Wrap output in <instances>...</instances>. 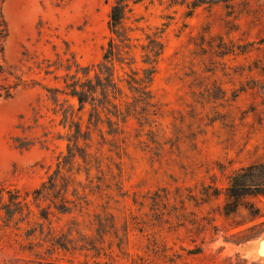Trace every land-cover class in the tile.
I'll return each mask as SVG.
<instances>
[{
    "label": "rangeland",
    "instance_id": "374dc122",
    "mask_svg": "<svg viewBox=\"0 0 264 264\" xmlns=\"http://www.w3.org/2000/svg\"><path fill=\"white\" fill-rule=\"evenodd\" d=\"M114 3L0 0V63L23 82L0 100V264H264V0L129 2L135 45L163 31L157 114L129 117L116 136L91 127L85 160L34 200L69 136L46 88L63 86L55 67L70 53L101 61Z\"/></svg>",
    "mask_w": 264,
    "mask_h": 264
},
{
    "label": "trees",
    "instance_id": "16d2710c",
    "mask_svg": "<svg viewBox=\"0 0 264 264\" xmlns=\"http://www.w3.org/2000/svg\"><path fill=\"white\" fill-rule=\"evenodd\" d=\"M140 1L142 0H115L109 12L108 28L111 36L101 61L95 67L81 66L71 53L69 58L64 59L63 65L55 67L63 68L66 72L61 78L63 86L46 88V92L49 94V100L54 104V114L61 116L60 125L68 128L67 153L60 156L56 170L48 177V181L34 191L35 201L44 197L45 194L49 195L50 187L55 186L53 175L60 174L69 160L76 158L85 160L78 142L79 140L90 141V136L85 137V133L87 134L91 127L106 123L107 134L116 136L121 132L119 124H125L129 117L135 115L149 117L157 114V105L153 101L150 88L156 65L163 53L161 42L163 31L154 32L152 35L147 34L145 44L133 43L134 40L129 34L132 30L126 27L129 14L133 11L129 2L135 5ZM7 38V25L0 13V60ZM136 52H139V61ZM38 64V68L44 71V75H53L50 68L57 66L48 60ZM41 64L45 66L40 67ZM72 70L73 73H71ZM5 74V67L0 63V100L12 98L23 83L20 77L9 82ZM54 78L59 77L54 75ZM33 84L36 82L34 81ZM87 106L89 111L84 122L83 114ZM83 124L86 129L84 132ZM231 182L234 186L235 178ZM14 197L12 204L20 205V196L17 192Z\"/></svg>",
    "mask_w": 264,
    "mask_h": 264
},
{
    "label": "water",
    "instance_id": "95a60500",
    "mask_svg": "<svg viewBox=\"0 0 264 264\" xmlns=\"http://www.w3.org/2000/svg\"><path fill=\"white\" fill-rule=\"evenodd\" d=\"M259 253L261 254V255H264V251L261 249V245L259 246Z\"/></svg>",
    "mask_w": 264,
    "mask_h": 264
},
{
    "label": "bare ground",
    "instance_id": "6f19581e",
    "mask_svg": "<svg viewBox=\"0 0 264 264\" xmlns=\"http://www.w3.org/2000/svg\"><path fill=\"white\" fill-rule=\"evenodd\" d=\"M261 245V249L264 251V241L260 244ZM263 257H261L262 259Z\"/></svg>",
    "mask_w": 264,
    "mask_h": 264
}]
</instances>
